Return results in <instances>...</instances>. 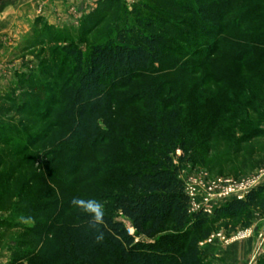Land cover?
Instances as JSON below:
<instances>
[{
    "label": "rangeland",
    "instance_id": "1",
    "mask_svg": "<svg viewBox=\"0 0 264 264\" xmlns=\"http://www.w3.org/2000/svg\"><path fill=\"white\" fill-rule=\"evenodd\" d=\"M7 1V9H0V96L12 99L13 110L0 120L11 130L7 138L10 150L21 151L17 160L21 166L0 168V264H7L13 254L31 252L26 231L55 213L60 201L72 204L75 197L95 199L104 213L129 225L114 211L112 198L125 187L120 175L136 159L149 155L143 151L136 127L154 115L161 121L175 111L182 133L192 144L180 167V178L188 184H200L209 191L214 182L238 181L264 172V66L240 68L238 72L228 56L212 59L214 66L223 65L227 72L216 74L219 70H213V83L209 84V57L193 55L200 48L184 40L165 41L170 69L165 76L162 71L153 74L160 75L155 95L144 92V78L135 80L130 87L116 91L122 106L106 125L101 123L104 133L92 148L72 150L71 137L64 142L66 146L57 148L53 135L57 132L55 116L61 109L58 98L72 78L66 47L72 45L86 54L91 46L113 40L119 30L134 25L136 13L141 17L149 14L144 7L148 0ZM238 3L240 9L233 8L228 17L244 12L242 8H252L244 26L254 32L230 36L239 38L246 50L249 41L264 37V0ZM218 109L228 113L218 114ZM50 149L53 155H46ZM258 183L264 184V176ZM230 199H218L210 211L208 207L202 213L211 219L215 209ZM83 213L73 205L69 213L56 216L55 225ZM249 213L248 221V214H244L234 219L218 218L212 224L209 237L198 244L204 264H224L213 253L251 237L259 244L251 262L257 264L264 254V225L258 222L264 218V209ZM43 244L50 245V241ZM98 264L117 261L102 258Z\"/></svg>",
    "mask_w": 264,
    "mask_h": 264
},
{
    "label": "trees",
    "instance_id": "2",
    "mask_svg": "<svg viewBox=\"0 0 264 264\" xmlns=\"http://www.w3.org/2000/svg\"><path fill=\"white\" fill-rule=\"evenodd\" d=\"M189 1L148 0L144 7L149 14L141 17L136 13L134 25L119 30L113 40L91 46L86 54L72 45L66 47L72 78L58 98L61 109L55 116L57 132L53 135L57 148L66 146L64 142L70 137L72 150L92 148L104 133L101 123L106 125L112 120L121 105L116 91L130 87L135 80L144 78V92L155 95L160 75L153 74L162 71L165 76L170 69L163 48L167 39L184 40L200 48L193 55L209 57V84L213 83V70H219L216 74L227 72L223 65L214 66L212 59L228 56L238 72L240 68L264 66V37L249 41L245 50L239 38L230 36L254 32L244 26L252 8H242L244 12L229 18L233 8L240 7V0ZM167 52L173 53L170 49ZM11 102L6 95L0 96V117L11 113ZM217 111L220 114L224 110ZM156 116L137 125L139 141L149 155L136 159L120 175L125 187L112 198L114 211L129 225L109 213H104L99 223L91 214L83 213L55 225L56 216L73 208V204L60 201L55 213L47 214L42 224L26 231L31 252L13 254L7 264H98L102 258L116 259L117 264H204L198 244L209 237L218 218L248 214V221L251 210L264 209L261 184L244 198L230 199L216 208L211 219L201 211L189 212L180 167L192 144L182 133L175 111L161 121ZM6 124L0 120V168L20 167L17 160L21 151L8 147L11 130ZM53 152L50 149L46 155ZM46 240L50 245L43 244ZM257 264H264V254Z\"/></svg>",
    "mask_w": 264,
    "mask_h": 264
},
{
    "label": "built area",
    "instance_id": "3",
    "mask_svg": "<svg viewBox=\"0 0 264 264\" xmlns=\"http://www.w3.org/2000/svg\"><path fill=\"white\" fill-rule=\"evenodd\" d=\"M264 176V172H260L258 175L243 177L241 180L235 181L233 179H224L218 183L209 184V191H204L200 188V184L194 185L188 184L184 180L185 191L189 197V212L196 211L205 212L206 208H210L212 204L218 199L233 198L242 199L245 195L255 188L259 183L258 181Z\"/></svg>",
    "mask_w": 264,
    "mask_h": 264
},
{
    "label": "crops",
    "instance_id": "4",
    "mask_svg": "<svg viewBox=\"0 0 264 264\" xmlns=\"http://www.w3.org/2000/svg\"><path fill=\"white\" fill-rule=\"evenodd\" d=\"M16 1L18 0H14V2ZM6 2L8 3L7 0H0V9L3 8L4 11L7 9ZM2 70L3 69L0 67V78L2 77ZM1 87L2 86H0V88ZM258 222H260L259 226L264 225V218L259 219ZM256 228L258 231H261L262 229L259 227H254V229ZM258 246L259 244L256 237H251L230 243L227 246H222V248L217 249L219 251L213 253V256L220 258V261H222L224 264H252L251 262L253 260L254 250H256Z\"/></svg>",
    "mask_w": 264,
    "mask_h": 264
},
{
    "label": "clouds",
    "instance_id": "5",
    "mask_svg": "<svg viewBox=\"0 0 264 264\" xmlns=\"http://www.w3.org/2000/svg\"><path fill=\"white\" fill-rule=\"evenodd\" d=\"M72 204L75 207L82 209L85 213L91 214V216L93 217V220L96 223H99L104 216V211H103V207L101 203L95 199L84 200V199L75 197L72 200Z\"/></svg>",
    "mask_w": 264,
    "mask_h": 264
}]
</instances>
